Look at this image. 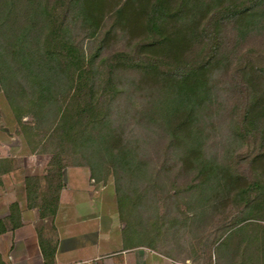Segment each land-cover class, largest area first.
I'll return each mask as SVG.
<instances>
[{"label": "trees", "instance_id": "obj_1", "mask_svg": "<svg viewBox=\"0 0 264 264\" xmlns=\"http://www.w3.org/2000/svg\"><path fill=\"white\" fill-rule=\"evenodd\" d=\"M258 37L264 0H0V93L31 153L50 156L25 179L29 205L55 214L76 157L113 178L125 250L211 230L220 264H264Z\"/></svg>", "mask_w": 264, "mask_h": 264}, {"label": "crops", "instance_id": "obj_2", "mask_svg": "<svg viewBox=\"0 0 264 264\" xmlns=\"http://www.w3.org/2000/svg\"><path fill=\"white\" fill-rule=\"evenodd\" d=\"M2 139L0 264H152L146 250L123 248L113 180L95 182L86 167L65 168L56 212L43 216L29 205L25 179L45 176L48 159L12 154Z\"/></svg>", "mask_w": 264, "mask_h": 264}, {"label": "rangeland", "instance_id": "obj_3", "mask_svg": "<svg viewBox=\"0 0 264 264\" xmlns=\"http://www.w3.org/2000/svg\"><path fill=\"white\" fill-rule=\"evenodd\" d=\"M109 25V20H107V27L103 33L109 30ZM73 36L76 44L80 48L82 47L88 58L90 54L94 55V49H96V47L92 45L93 42L84 38L85 34H82L79 29H76ZM251 46H253L256 50H262L264 48V38L258 37L257 39H252L251 43L247 47ZM99 70L101 71V77H103L108 72V67H99ZM24 122L30 123L32 122V119L25 118ZM0 137L3 138V143L6 142L11 145L12 149H10V152L12 154L19 153L28 156V153H31L30 146L28 145L27 140H25L23 135L20 133V127L16 123L10 105L2 93H0ZM252 148L253 147H251V149ZM44 149H46V146H42L37 155L39 158L41 157L50 161V156L41 153ZM244 149V153H247L249 150L247 147ZM66 158L65 164L68 167L76 163V157ZM233 162L235 163V160ZM2 164L5 165V168H9V166L12 165L10 159H7L6 162H3ZM237 165V171L241 173H249L247 167L248 165ZM109 179L113 180L112 177ZM163 210L164 209L162 208V211ZM172 233V236H165V234H162L156 239L157 241L152 249L147 246L140 247L146 250V253H150L148 255L153 257L152 264H220L221 261L218 262L214 253V249L217 244H211V246L207 244V241L213 240L214 235L211 230L205 234L203 239H195L193 235L189 234L182 235V231L180 232L178 228H175Z\"/></svg>", "mask_w": 264, "mask_h": 264}]
</instances>
